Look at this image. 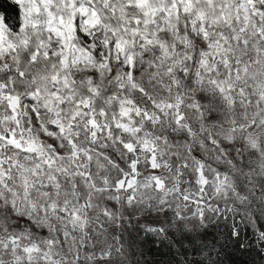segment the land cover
I'll list each match as a JSON object with an SVG mask.
<instances>
[{"label": "snow or ice", "instance_id": "1", "mask_svg": "<svg viewBox=\"0 0 264 264\" xmlns=\"http://www.w3.org/2000/svg\"><path fill=\"white\" fill-rule=\"evenodd\" d=\"M0 264H264V0H0Z\"/></svg>", "mask_w": 264, "mask_h": 264}, {"label": "trees", "instance_id": "2", "mask_svg": "<svg viewBox=\"0 0 264 264\" xmlns=\"http://www.w3.org/2000/svg\"><path fill=\"white\" fill-rule=\"evenodd\" d=\"M153 251H155V250H153ZM237 259H239V257L237 256Z\"/></svg>", "mask_w": 264, "mask_h": 264}]
</instances>
